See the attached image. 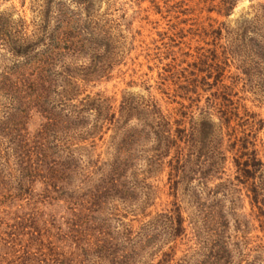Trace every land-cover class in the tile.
Returning a JSON list of instances; mask_svg holds the SVG:
<instances>
[{"label":"rangeland","instance_id":"rangeland-1","mask_svg":"<svg viewBox=\"0 0 264 264\" xmlns=\"http://www.w3.org/2000/svg\"><path fill=\"white\" fill-rule=\"evenodd\" d=\"M255 42L264 46V0H0V88H13L0 91V264H112L91 250L93 239L71 235L70 198L98 184L122 142L133 155L124 179L130 198L110 200L104 215L119 253L156 237L134 264H156L172 248L170 264H199L220 247L230 264H264V218L235 179L230 149L251 132L264 162V127L238 126L245 110L264 123ZM48 55L42 75L50 84L30 89ZM223 98L242 118L229 129L215 105ZM89 102L113 116L95 134ZM207 118L221 132L220 173L173 189L175 147L146 172L158 136L176 141L193 163L208 160L215 142L198 132ZM79 120L83 127H72ZM173 203L186 230L165 242L160 228L144 225Z\"/></svg>","mask_w":264,"mask_h":264},{"label":"trees","instance_id":"trees-1","mask_svg":"<svg viewBox=\"0 0 264 264\" xmlns=\"http://www.w3.org/2000/svg\"><path fill=\"white\" fill-rule=\"evenodd\" d=\"M253 45L257 49L256 51L254 50L255 58H257L264 67V46L261 45L260 42H255ZM45 57L46 58L43 60L40 59L41 69H39V71L41 72L37 78V83L39 84H35L34 82L30 83V89L33 88L35 90L38 87H40V89H47L45 87H48L50 84V80H48L47 76H43L42 72L45 71L44 67L51 63L50 61L52 58L49 55ZM63 73L67 78H72L68 68H64ZM3 89L4 91H11L13 88L12 86L3 84V88L1 87L0 91H3ZM225 90H227V88H225ZM37 97H41V95H37ZM101 105L102 104H96L93 106L92 102L85 104L86 108L94 109L97 114L93 124L89 129L92 134L100 131V128H102L103 124L111 121L113 118L112 115H108L107 109L102 108ZM215 105L219 106L218 111L220 112L221 124L223 123L227 129L230 128L229 124L232 119H242L238 116L237 108L233 106V102L228 98H223L222 103ZM245 116L248 117L246 121L238 123V126L250 124V127H254L257 125V130L260 126L264 127V123L261 120L254 122V114H249L245 110ZM249 118L252 119L250 123L247 121ZM48 120L55 122V120L50 118ZM83 124L84 122L79 120L77 123L73 124L72 127H83ZM51 125L54 126V123L52 122ZM231 130H233V132L235 131L234 128H231ZM198 132L202 135L201 138H203L204 141L207 140L209 143H211V141L215 142L213 147L214 153L212 152L211 156H208V160L199 164L193 163V161H191V159H189V157L183 153V150L179 149V147L176 145V141L170 140L169 137L158 136L157 139L159 143L155 149V154L148 158V168L146 172L149 173L152 169H155V166L160 165V160H162V158L172 147H175L176 155L168 162L170 167L169 176L170 181L173 184V189L176 188L181 181H191L195 179L202 181L216 175L217 173H220L222 166L226 161L225 153L220 151V148L217 146L218 144H221V142L220 140L216 141L218 137L221 136L220 128L215 127L210 118H207L200 124V129ZM243 133L244 136L239 139H235L234 144H232L230 148L235 149L234 156L236 157L233 160L237 172L235 179L239 183L243 184L246 188V191L249 192L250 203L252 207L256 208V217L260 219L261 217L264 218V162L258 157V151L254 148L255 144L249 141L250 138H255L256 136L252 134L250 137L251 132L246 134L245 130ZM185 136L191 137L193 134L189 133ZM121 146L122 148L118 149V155L115 156L109 165L108 172L100 178L98 184L92 190H89L83 194L80 198L76 197L72 198V200L70 198L71 205L73 206L72 208L77 210L76 213H73L72 227L70 228V232L73 238L77 241L86 238L89 240L93 239V242L91 243V250L96 252L99 259L108 260L112 264H134L135 261L139 263L141 260L143 250L148 247L150 248L151 244L157 243L158 240H156V237H153L152 242V237H148L149 239L146 238L147 240L140 242L137 247L125 252H123V249H121L120 252H123L122 254L118 252L119 248L116 244L117 237L113 235V232H111L108 225L107 216L104 215L109 213V208L107 205L110 200H114L115 198H119L121 200L130 198V195L128 194L129 190L125 189L124 179L126 178L127 169H131L130 162L133 155L131 154L130 148L126 146L124 147V142H122ZM121 153L124 156H120ZM39 155H41L43 158L41 159L42 161L48 157L45 152H41ZM55 164L57 163H53V168H49L51 172L52 170L57 171L59 168L58 167L55 169ZM61 165L62 164H59L58 166ZM64 169H66V167ZM172 205L173 207L167 213L157 215V219L155 218L153 221H150L144 225V228L147 227V229L152 230L160 228L161 235L164 237L162 239L165 242L171 240L174 241L176 238L183 236L186 230L180 207L176 203H173ZM221 217L222 216L219 217L221 222L219 221L218 223L221 227H224L225 223ZM31 235L33 236L34 234L31 233ZM129 239L130 238H127L128 241ZM170 250H172V253H170V251L160 253L161 257L156 262V264H170L174 253L173 248ZM24 253V257L27 258L29 256L28 250L25 249ZM62 263L63 262H60V264ZM230 263L231 262L228 255L223 250V248L220 247L216 251L212 250L211 254H209V256H207V258L201 261L199 264Z\"/></svg>","mask_w":264,"mask_h":264}]
</instances>
